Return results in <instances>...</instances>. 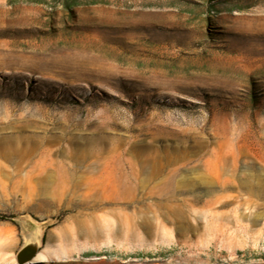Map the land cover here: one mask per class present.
Listing matches in <instances>:
<instances>
[{"label": "rangeland", "instance_id": "374dc122", "mask_svg": "<svg viewBox=\"0 0 264 264\" xmlns=\"http://www.w3.org/2000/svg\"><path fill=\"white\" fill-rule=\"evenodd\" d=\"M0 234V264H264V0H0Z\"/></svg>", "mask_w": 264, "mask_h": 264}, {"label": "bare ground", "instance_id": "6f19581e", "mask_svg": "<svg viewBox=\"0 0 264 264\" xmlns=\"http://www.w3.org/2000/svg\"><path fill=\"white\" fill-rule=\"evenodd\" d=\"M61 177H57L53 171H42L36 175L37 182L41 186L48 187L53 182L60 183L62 184L61 186L64 194L69 193L72 195V197L77 196L78 188H80L81 184L79 183L76 173L73 171H66ZM87 196H95L94 191H88ZM42 197L44 202H50L52 200V197L47 195ZM221 216L223 215H214V218H219ZM225 216L227 217V219L230 220L231 215ZM241 216L242 215H237V217L239 218ZM250 216L254 220L257 219L256 216ZM174 220L178 222L179 226H183L182 228L184 229L193 230L195 232H197L198 230V227L193 225L186 215H174ZM101 223L102 224L100 226L97 225L95 222L91 224V227H89L90 232L88 234V239L94 242L103 240L105 243L117 242V244L123 245H131L134 242H138L142 245H145L152 243L153 240L156 239L154 238V235H157V233H159L160 231V228L155 222L154 216L147 215H105L102 217ZM63 237L64 236H62V238ZM2 238H4V236L3 234H0V239ZM8 238H10V241L4 244V246L2 247V249L4 250L12 249V237L8 236ZM62 238L61 240H63ZM168 238H170V236H168ZM231 243H234V241ZM34 259L36 261H43L47 259V255L44 252H38Z\"/></svg>", "mask_w": 264, "mask_h": 264}]
</instances>
